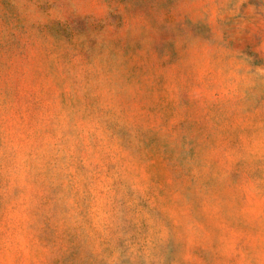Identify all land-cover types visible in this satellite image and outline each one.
<instances>
[{"label":"clouds","instance_id":"obj_1","mask_svg":"<svg viewBox=\"0 0 264 264\" xmlns=\"http://www.w3.org/2000/svg\"><path fill=\"white\" fill-rule=\"evenodd\" d=\"M0 264H264V0H0Z\"/></svg>","mask_w":264,"mask_h":264}]
</instances>
